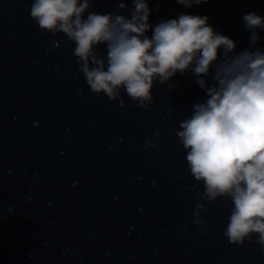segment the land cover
Masks as SVG:
<instances>
[{"label": "clouds", "instance_id": "obj_1", "mask_svg": "<svg viewBox=\"0 0 264 264\" xmlns=\"http://www.w3.org/2000/svg\"><path fill=\"white\" fill-rule=\"evenodd\" d=\"M207 2L177 0L186 8ZM92 5L93 0H33L30 17L42 32L65 34L75 44L74 56L90 90L121 106L123 90L148 110L157 82L164 85L177 73H193L208 98L193 105L176 133L187 166L203 183L208 202L230 198L233 207L224 230L228 241L243 246L257 234V243L264 245V48L237 53L236 42L216 31L208 16L180 14L153 27L147 0H132L130 17L88 12L85 18ZM118 8L128 5L121 0ZM243 22L250 44L256 45L264 17L249 12ZM102 44L106 59L96 52ZM203 209L196 205L197 225Z\"/></svg>", "mask_w": 264, "mask_h": 264}]
</instances>
